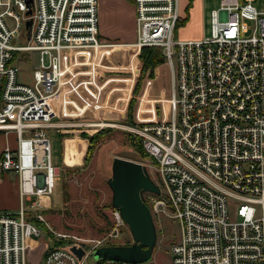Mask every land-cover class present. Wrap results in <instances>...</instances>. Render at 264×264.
Returning a JSON list of instances; mask_svg holds the SVG:
<instances>
[{
	"label": "built area",
	"instance_id": "1",
	"mask_svg": "<svg viewBox=\"0 0 264 264\" xmlns=\"http://www.w3.org/2000/svg\"><path fill=\"white\" fill-rule=\"evenodd\" d=\"M30 3L26 13L24 0H0V129L15 134L14 146L0 150V174L14 172L18 192L13 211L0 209V264H27L26 248L39 232L30 211L41 218L39 195L54 186L45 128L55 124L64 55L107 43L97 35V0ZM132 4L130 44L137 51L159 45L169 70L166 115L124 125L157 173L159 192H142L150 214L177 218L169 264H264V6L219 0L206 35L175 38L178 0ZM21 29L22 43L15 41ZM26 50L36 52L31 82L18 79L13 61ZM110 218L88 241L50 229L35 264H129L89 258L96 246L120 242L117 207Z\"/></svg>",
	"mask_w": 264,
	"mask_h": 264
},
{
	"label": "rangeland",
	"instance_id": "2",
	"mask_svg": "<svg viewBox=\"0 0 264 264\" xmlns=\"http://www.w3.org/2000/svg\"><path fill=\"white\" fill-rule=\"evenodd\" d=\"M218 3L219 0H178V19L174 25L172 36L183 38L206 35L209 31V9L217 6ZM253 3L257 8L264 6V0H253ZM189 8L192 12L191 14ZM24 30L21 29V33L19 37L15 38V41L22 43L25 40L26 33ZM125 48V50H120L121 56H119V59L116 58L123 64L121 68L115 70L119 73H131L129 68L137 62L136 60L138 59L139 63L141 62L137 57V52L134 54L130 47L126 46ZM96 49H89V54L91 56L95 54ZM120 51L117 50L118 53ZM84 52L82 51V53ZM82 53L78 52L80 55ZM35 57L36 52L34 50H26L18 58L15 57L13 59L17 65L16 76L19 80L23 82L32 81L31 71L36 64ZM76 59H81V57L76 55ZM88 66L91 65L83 63L82 68L79 66L77 69H87ZM166 66V62L161 65L164 70L162 74H156L155 78L152 79L149 78L150 82L147 83L148 87L146 89L143 86V81L147 76L153 77V75H142L139 89L135 92L132 91V84L136 76L111 77L102 89H98L96 86L100 80L97 78L94 87L91 86L92 91L97 92L96 96L102 102L105 90H107L109 106L114 99L115 102L109 108L103 109L105 111L103 113L95 116H81L80 122L84 120L94 122L90 124L84 122L76 125L77 128H81L74 131L77 134L75 135L80 145L77 147L79 148L78 153H74V156L69 155L71 162L61 164L59 151L62 149L59 147L58 138L52 132L53 129L51 127L45 128L51 147L50 162L55 165L56 179L50 193L39 195L42 201V208L37 209V211H40L41 218L33 215L34 210L30 211V220L36 223L39 232L32 236L30 244L26 248L27 264H35L40 259L43 253L42 248L50 241L48 233L51 230L62 231L73 238H81L88 241V239L100 236L102 231L108 227L113 206L110 203L111 190L106 183V178L110 175L111 158L114 154L136 159L145 164L147 172L156 183L157 173H155L151 164V159L145 153H142L136 141H131V137L127 134L129 129H126L124 125L133 123V121H141L140 115L142 114L148 115L147 118L151 119L166 115L168 103L166 98L169 91V70ZM90 70L93 71V68L90 67ZM92 71L86 72L83 69L76 72L72 70L71 73L74 74L75 80H79V77H82L83 74L86 77ZM105 72L108 73L111 70L105 69ZM108 75L110 76V74ZM127 77H131L128 83L125 82ZM86 91L90 97H94V93ZM123 94H125V98L121 100ZM130 96L133 97L130 108L132 122H126L127 100ZM118 97L119 100H117ZM104 102L102 104L105 105L107 102ZM151 102L153 103L151 104ZM139 103H141V109H144L142 107H150L149 110L141 111L140 109L138 111L136 106H139ZM91 134L92 137L89 138ZM88 144L89 146H87ZM87 149H89V152L85 157ZM62 152L63 150L61 155ZM7 171L12 172L11 170ZM148 194H150L148 190L143 191V195H146V197ZM24 203H27V199L24 200ZM151 216L156 237L150 260L152 264H169V244L179 234L177 218L166 213L153 214ZM120 232L121 234L116 241L129 243L131 234L125 222L124 225H120ZM51 234L53 233L51 232ZM89 258L92 260L96 259L92 255V251Z\"/></svg>",
	"mask_w": 264,
	"mask_h": 264
},
{
	"label": "crops",
	"instance_id": "3",
	"mask_svg": "<svg viewBox=\"0 0 264 264\" xmlns=\"http://www.w3.org/2000/svg\"><path fill=\"white\" fill-rule=\"evenodd\" d=\"M186 7V5H185ZM190 14L192 13L189 8ZM188 12V13H189ZM96 15H97V35L103 41L107 42L104 45L96 47V52L91 56L89 54V49L86 50L82 55L78 54L77 51L72 52L68 51L64 55V66H63V77H62V86L59 87L58 92L55 96V114L53 116L55 124L51 127L54 135L56 134L59 142L60 149L63 150L62 155L59 151L61 164L65 162H71L69 160V155L74 156V153L79 152L80 142L76 137L75 130L76 125L79 123H93L94 121L84 120L80 122L81 116H95L100 113L105 112L103 109H107L112 106L115 102L113 100L112 104L109 106L107 100V90H105L104 100L98 99L96 96L97 92L92 91L94 83H96L97 78L99 83H97V88L102 89L105 86L111 77H126V76H136L139 69V60L137 59L133 66L129 68V72L119 73L115 70L121 68L122 62L119 59L121 56V49L125 50L126 46L132 49V52L135 54L137 49H135L130 42L135 38V28H134V14H133V4L132 0H97L96 5ZM201 36V35H198ZM125 48V49H124ZM120 51V53L117 52ZM76 55L80 56L81 59H76ZM71 58V59H70ZM118 58V59H116ZM83 63H89L88 68H83L86 72L92 71L90 67L93 68V71L88 75L79 77V80L74 79V71H82ZM165 61H161L155 66L152 67L151 74L147 72L144 75H153V77H146L143 81V86L146 89L148 87L149 78H155L156 74H162L163 65ZM79 70L77 67H79ZM168 69V66H166ZM105 69H110L111 72H105ZM110 74V76L108 75ZM169 74V73H168ZM128 78V77H127ZM126 81L128 83V79ZM126 83V85H127ZM169 84V76H168ZM125 85V86H126ZM128 87V86H126ZM125 87V88H126ZM90 93H94V97H90ZM91 95V94H90ZM125 98V94L122 95L121 100ZM107 100V101H106ZM119 100V97L117 98ZM153 102H151L152 104ZM141 103L136 108L139 111L141 109ZM143 104V103H142ZM144 105V104H143ZM141 111H148L150 107H142ZM136 110V109H135ZM153 111V109H152ZM151 111V112H152ZM149 112V113H151ZM120 113V112H119ZM147 113V114H149ZM148 115H140L142 118H147ZM73 132V133H72ZM76 134V135H75ZM15 144V134L13 131H2L0 129V150L6 145L12 147ZM58 167V165H57ZM16 178L14 172L4 171L0 174V209L5 210H14L18 203V192L16 185Z\"/></svg>",
	"mask_w": 264,
	"mask_h": 264
},
{
	"label": "water",
	"instance_id": "4",
	"mask_svg": "<svg viewBox=\"0 0 264 264\" xmlns=\"http://www.w3.org/2000/svg\"><path fill=\"white\" fill-rule=\"evenodd\" d=\"M31 0L26 3L25 12H30ZM31 22L24 19L26 32ZM28 33V32H27ZM110 175L106 183L111 190L110 203L117 207L120 217L131 234L129 243L103 244L92 249L96 259H120L129 264H152L150 260L156 231L148 205L142 199V192L150 190L159 192V187L147 172L142 162L114 154L111 158ZM77 254L81 249L75 248Z\"/></svg>",
	"mask_w": 264,
	"mask_h": 264
},
{
	"label": "trees",
	"instance_id": "5",
	"mask_svg": "<svg viewBox=\"0 0 264 264\" xmlns=\"http://www.w3.org/2000/svg\"><path fill=\"white\" fill-rule=\"evenodd\" d=\"M137 57L140 59V66L138 69V74L136 75V78L132 84V91L135 92L139 89V83H140V77H142V75H144L146 72L148 74H151L152 71V67L155 66V64L161 62L164 60V56L162 54L161 48L159 45H142L139 47L138 51H137ZM133 99L132 96H130L128 98V103H127V110H126V122L130 121L132 122V115H131V100ZM128 136L131 137V141H136L138 143V147L139 149L142 151V153L146 154L145 149L142 147V144H140V138L138 135L133 134L132 131L128 130L127 131ZM92 137V134L89 135V138ZM89 146V144L87 145ZM89 149L86 150L85 153V157L88 154ZM50 235V237H53V234L48 233ZM61 241V239L59 238V240H54V242H59Z\"/></svg>",
	"mask_w": 264,
	"mask_h": 264
}]
</instances>
